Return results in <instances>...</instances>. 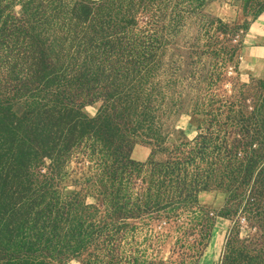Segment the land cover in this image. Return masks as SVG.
<instances>
[{"label": "trees", "instance_id": "obj_1", "mask_svg": "<svg viewBox=\"0 0 264 264\" xmlns=\"http://www.w3.org/2000/svg\"><path fill=\"white\" fill-rule=\"evenodd\" d=\"M214 1L0 0V264H115L121 220L204 217L202 192L224 194L235 219L218 264H264V80L217 107L164 92L166 46ZM178 111L196 134L172 143ZM199 222L191 264L211 239Z\"/></svg>", "mask_w": 264, "mask_h": 264}, {"label": "rangeland", "instance_id": "obj_2", "mask_svg": "<svg viewBox=\"0 0 264 264\" xmlns=\"http://www.w3.org/2000/svg\"><path fill=\"white\" fill-rule=\"evenodd\" d=\"M261 7L264 9V0H216L189 16L164 50L163 68L168 71L176 69L174 87L164 90L167 96L172 95V90L183 94V98L199 95L206 103L217 107L216 102L218 105L223 101L236 100L244 85L250 84L252 79L258 80L252 77L243 39L256 20L259 21L255 24L258 31L264 33V11L254 19L256 11ZM246 27L249 28L246 30ZM181 57L183 59L180 61ZM172 62H176L175 65H171ZM160 79L164 87L166 79L163 75ZM97 109L88 106L85 113L94 116ZM167 127L172 143L179 139L180 132L188 139L196 134L195 127L189 123V117L184 111L174 114ZM225 200L226 196L222 193H200L197 198L198 209L204 217L195 220L193 218L199 212L190 215L184 210H178L175 214L161 210L121 220L117 227H120L124 240L118 258L113 262L191 264L188 252L193 245L191 238L195 235L188 236L187 232L197 228L200 219L205 218L212 226L211 239L204 250L205 240L200 241L202 254L192 263L218 264L226 237L235 221L223 215ZM88 201L98 203L93 198ZM200 236L204 238V233ZM71 264L80 263L73 261Z\"/></svg>", "mask_w": 264, "mask_h": 264}, {"label": "crops", "instance_id": "obj_3", "mask_svg": "<svg viewBox=\"0 0 264 264\" xmlns=\"http://www.w3.org/2000/svg\"><path fill=\"white\" fill-rule=\"evenodd\" d=\"M259 23L255 21L250 27L249 32L244 37V53L247 58V62L252 69V77L256 79L264 78V33L258 31L255 24ZM254 25V26H253ZM252 28V33H251ZM150 155V149L146 146L137 145L132 151V159L137 162H145Z\"/></svg>", "mask_w": 264, "mask_h": 264}]
</instances>
